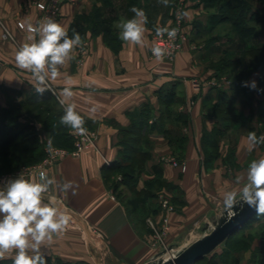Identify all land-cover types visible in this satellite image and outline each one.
<instances>
[{"label":"crops","instance_id":"obj_1","mask_svg":"<svg viewBox=\"0 0 264 264\" xmlns=\"http://www.w3.org/2000/svg\"><path fill=\"white\" fill-rule=\"evenodd\" d=\"M93 4L94 0L65 3L60 15L54 19L67 30L75 23L73 30L83 37V45L74 50L73 59L60 69V77L49 81V86L59 93L65 86V78H72L77 111L85 124L98 132V137L94 149L79 155H66L46 166L50 177L58 182L73 181L77 188L76 195L71 191L55 193L69 210L72 221L69 228L43 250L45 256L68 263L159 264L160 258L175 254L211 229L213 220L219 215L217 204L223 193L239 187L235 178L246 174L252 159L264 157V144L257 145L249 153L246 139L251 131L257 136L264 132V123L258 120L264 116L263 106L254 105V102L264 100V93L252 90L255 94L252 99L251 90H245L249 96L245 100L239 98L237 104L244 114L242 122L227 128L229 134L236 137L234 157L226 158V152L222 150L221 155L213 160L212 167L206 169L200 143L203 128L211 130L214 126L218 127L220 120L205 110V100L214 98L211 93L216 86L208 81L213 74L209 65L206 68L204 65L208 51L214 53L212 48L217 44L207 46L204 42H191L174 62L151 58L150 28L156 24L157 17H162L160 23L163 26L169 25L172 6L171 0L167 7L158 0H151L140 7L148 17L145 46L130 45L119 39L118 48H114L103 40V32L94 35L90 22L77 18L80 14H88ZM202 10V5H195L189 0L185 11L188 15L184 18L186 30L192 38H200L205 31ZM38 13L32 0H0V20L14 38L3 39L0 24V108L7 107V94L11 92H6L5 88L25 93L34 90L31 74L17 67L15 53L26 36L25 31L17 26V21L28 19L35 24L39 21ZM121 17L129 19L125 16L119 19ZM117 21L112 27L118 36ZM259 32L262 44L264 26ZM252 74L257 82L258 72ZM251 77L248 81L252 80ZM192 78H198V83L193 84ZM170 86L175 87L176 95L174 102L167 105L162 97ZM47 92L58 101L57 95ZM134 111L147 117L142 128L143 138L138 143L147 155L139 169L129 158L124 160L122 157L124 149L120 138V128L134 122ZM179 113L189 116L188 135L181 127L183 123L177 120ZM177 125H180L179 129H176ZM177 131L182 139L188 137L183 155L186 170L160 160L162 154L174 153ZM68 133L73 137L71 131ZM40 138L46 141L44 137ZM113 163L133 171L135 179L122 180L120 169L109 170ZM35 172L26 173L25 177ZM117 172L121 176H115ZM13 176L12 179L17 177ZM124 186L134 194V204L129 206L116 194ZM162 196L173 204L172 211L165 210ZM165 214L168 230L162 234L164 246L154 245L155 232H159L158 227ZM222 243L207 255L215 254L218 264H257L252 254L261 245L260 237L253 238L242 254L234 249L220 256Z\"/></svg>","mask_w":264,"mask_h":264},{"label":"clouds","instance_id":"obj_2","mask_svg":"<svg viewBox=\"0 0 264 264\" xmlns=\"http://www.w3.org/2000/svg\"><path fill=\"white\" fill-rule=\"evenodd\" d=\"M158 2L167 7L170 0ZM129 10L134 14L132 18L121 17L115 23L119 39L130 45L145 46L148 17L142 8L132 6ZM187 15L181 12L178 19ZM161 19L157 17L154 26L156 37L167 36L169 41H175L179 29L161 26ZM20 28L26 36L15 53L17 67L31 74L35 93L42 95L52 91L57 95L64 109L60 124L75 135L85 136L88 130L73 100L72 78H65V86L59 93L49 86V81L60 77V69L73 59L74 50L83 45L81 35L73 30L69 36L68 30L50 16L35 24L26 19L20 23ZM150 50L157 61H163L169 54L166 48L157 45ZM242 87L264 92L257 88L255 79L243 81ZM246 139L249 153L264 144V135L257 136L254 131L249 132ZM235 184L239 187L225 191L218 202L219 214L226 213L231 219L236 215L235 208L247 205L264 215V157L252 159L246 174L236 176ZM76 188L73 181L58 182L44 170H37L28 178L21 173L5 181L4 188H0V260L11 259L12 264H48L43 249L62 235L72 221L69 210L55 193L71 191L76 195Z\"/></svg>","mask_w":264,"mask_h":264},{"label":"rangeland","instance_id":"obj_3","mask_svg":"<svg viewBox=\"0 0 264 264\" xmlns=\"http://www.w3.org/2000/svg\"><path fill=\"white\" fill-rule=\"evenodd\" d=\"M97 1L99 4H97ZM150 1L151 0H106V1L94 0L92 9L89 11L88 14H80L82 17L80 19H83V16H87L91 14V12L94 11L93 9L94 7H98L99 11H98V15L95 18L96 20L94 22L90 21L92 33L94 35L95 34L98 35L99 33L103 32L102 30L104 26L112 27L113 23L117 21V19H119L120 16H125L129 19L132 18L134 14L130 12L129 10L130 7L136 6L140 8L143 6V3H149ZM191 1L193 2V4L202 5L203 7L201 13L204 12L205 14L204 20L206 21L203 22L204 25L202 26L203 29L205 30L203 31V36H201L200 38H192L191 36H188L182 47H180L178 50L174 52L172 59H168L165 57L163 61L174 62L177 55L184 48L191 45V42L198 44L204 42L205 44H207V46H211L210 45L211 43L217 44L214 45V47L212 48V51H214V53L208 49L209 51L205 56L204 66L206 68L207 67L206 65H209L210 72L211 74H213L208 81H210L212 85L216 86L211 93L214 96V98L210 97L205 100L206 101L205 110L209 112L207 114L216 115L214 113V108L218 104L219 95L217 94H219L218 92H220L221 90H224L225 97L234 96L235 102H234L233 112L236 113L237 115L235 119H231L229 116H227V118L224 117L223 112L221 114H217L216 116L220 118L219 124L222 127L228 124L231 125L240 124L242 122V118L244 117V114L242 110H240V108L237 106V104L239 98L244 99L245 97L249 96L248 92H245L247 87H242V82L248 81L249 78L253 75L252 73L258 72L257 88L264 89V54L262 55L252 50L253 46H258L261 43L260 41L261 39L259 37L260 36L259 31L264 26V0H244L246 1L245 3L247 9L245 10L247 18L244 24L246 26L250 25L255 27L254 33L253 35H251L252 36L251 39L250 36L242 37L237 33L239 27L232 25V22L230 21V19L232 18V14L231 12H228V6L230 4L231 5L238 3L241 4L243 0H191ZM171 5H172L170 8L171 22L169 25H167V27H169L172 24L173 16H174L173 14L175 10L178 8V6H181L183 12H185L186 8L189 5V0H171ZM212 13H215L217 17H220V21L216 24L214 23L212 24L210 21V16ZM227 17L228 19H224ZM38 20H39V15H38ZM154 26L150 28V32H149L150 41H151V45L149 47V54L151 58L156 59L152 55L150 50L152 46ZM161 26L163 25L161 24ZM248 30H251V28H249ZM81 38L83 37L81 36ZM103 40L106 43L108 41L107 38L104 37V34H103ZM218 51H220V53ZM222 63L223 64L228 63L229 65L227 67L225 66L222 67L220 65ZM0 65H1V60H0ZM253 77L254 75L251 78L253 79ZM191 81L193 82V84H197L198 78H192ZM251 95H252V99H254L255 94H253L252 90H251ZM25 97H26V93L20 91L9 92L7 94L8 108L7 107L6 108L8 112L0 116V140L3 139L7 134L9 135L11 134L10 136H13L12 135L13 130L16 128H21V133L18 136H16L15 139L23 140V144H32V145H36L37 147L34 150H32V152L28 151L25 155L24 160L20 162L11 161V159L14 158L13 151L14 150L18 151L19 149L14 145H9L7 147L6 150H8L7 152L9 153L7 154L9 155L3 156V154H0V159H5V162H3V166H0V188H3L5 186V181H7L5 179L6 175L17 174L18 172L24 173L28 168L44 163L45 160L48 158L51 149L65 148L71 150L74 148V142L76 140L75 135H73L72 137V146H66L62 144V142L58 141L57 139L55 140L50 136L52 130H56V132H63V130L65 129L58 127V124L56 125L53 124V121L60 120V117H56V119L55 117H51L50 115H47L46 117L47 112L41 111L43 112L41 113L43 116L36 118L37 111L34 110L33 112H31V110L28 108L29 105L26 104L20 106L22 105L20 103L23 104L25 103L24 102ZM255 103L256 106L258 104L260 106H263L262 112L264 115V100L262 101L258 100L254 102V105ZM48 104H50V107H52L51 110L52 109L54 111L64 110L58 101H56V104L53 101H49ZM44 120H47L46 124H44L45 122ZM258 120L263 124L264 116H261L260 118H258ZM180 121L181 123H183L181 127H183L185 134L186 135L190 134L189 116L187 115L184 120H180ZM12 126H14V129H12V131H9L8 128H11ZM177 126L179 127H176V129H179L180 125ZM85 127L88 130L87 133L93 134L94 136H96L97 139L98 132L95 129L89 128L86 124ZM214 127L217 128V126ZM204 129L205 128H203V130ZM68 131L71 130L69 128H66L65 132ZM220 131L221 133L219 137V142L216 148L211 147L208 141L204 140L203 135L201 137L200 143H201V150L203 153V163H204L203 165L204 167H206V169L212 167L213 160L221 155L222 150L226 152V158L233 159L234 157L235 142H236L235 135L229 134L228 129L227 130L224 129ZM262 135H264V132ZM176 136H177V143L176 146H173L174 153L173 154L164 153L160 156V160L164 163H167L165 162V160L161 159L162 156H166L168 158H171L172 161H175L176 165H178L182 170H186L187 164L183 158V155L185 153L188 137L184 136L183 139H181V137L178 134V131L176 132ZM40 137H44L46 141L45 142L42 141ZM95 147H91L86 151L94 149ZM81 153L83 152H80L79 154ZM116 175L121 176V173L118 174L117 172L115 173V176ZM116 194L117 196L120 197V199L125 200L126 205L129 206V204H134L133 202L134 194L129 191L128 187L125 186L121 187L120 189H118ZM165 218H167L168 220L167 214H165L162 217L161 226L158 227L159 233L161 232L162 234H164V232L168 230V221H167V229L166 228L164 229ZM75 221L77 222V220ZM209 230H207L206 232H208ZM236 234L239 237L247 238V240L250 241L248 244H245L242 247L237 248V251L240 254H242V252L249 247L253 238L260 237L261 246L256 247L253 250L252 256L255 258L257 256L264 257V218L261 221L254 223L253 226H249L239 230L238 233ZM51 263L56 264L53 259L52 261L49 260V264ZM0 264H12V260L11 259L0 260ZM200 264H207V262L203 261Z\"/></svg>","mask_w":264,"mask_h":264},{"label":"trees","instance_id":"obj_4","mask_svg":"<svg viewBox=\"0 0 264 264\" xmlns=\"http://www.w3.org/2000/svg\"><path fill=\"white\" fill-rule=\"evenodd\" d=\"M245 2L246 1L243 0L241 4H239V3L233 4V5L230 4L228 6V12H231V14H232V18L230 19V21L232 22V25L239 27L237 33L242 37L253 35L254 30H255L254 26H250V25L246 26L244 24V22L247 18V15L245 12V10H247ZM93 9H94V11L91 12V14H89L87 16H83V18L86 21L94 22L96 20L95 18L98 15L99 8L94 7ZM77 18L80 19L82 17H81V15H78ZM224 19H228V17L224 18ZM210 21L212 24L213 23L216 24L220 21V17H217V15L215 13H212L210 16ZM74 26H75V23L74 24L72 23L69 30H68L69 36L72 35V31H73ZM249 28H251V30H248ZM102 31H103L104 37H106L108 40L107 43L114 48H118V46L120 44V40H119L118 36L116 35V31H114V29L110 26H104ZM252 50L263 55L264 54V43H262L256 47H253ZM250 52H251V50H250ZM220 65L222 67L223 66L227 67L229 64L228 63H224V64L222 63ZM5 91L6 92H9V91L14 92L16 90L5 88ZM218 93H219V94H217V95H219L218 104L214 108V113L217 115V114H221L223 112L224 117L227 118V116H229L231 119H235L237 114L233 112L234 102H235L234 96L225 97L224 90H221ZM175 95H176L175 87L170 86L167 88V90L163 94L162 99H163L165 104L169 105V104L174 102ZM49 101H53L56 104V99L52 96V94L50 92L45 91L41 95V94L35 93V91L32 90V91L26 93V97L24 99L25 103L24 104L20 103V104H22L20 106H23L25 104L29 105L28 108L31 110V112H33L34 110L37 111L36 118L43 116L41 114L43 112H47L46 117H47V115H50L51 117H55V119H56V117H61L63 115L64 110H60V111H54L53 109L51 110L52 107H50V104H48ZM51 106H52V104H51ZM41 111H43V112H41ZM51 111H53V112H51ZM7 112H8L7 108H0V116H2L3 114H5ZM134 114L136 116L134 122L132 121V123L128 127L120 128V135H121L120 138H121V142H122L123 149H124L122 157L124 158V160H125V158H129L131 160V163H133V166L136 167L137 169H139L143 165V163L146 159V155H147L146 152L143 151L142 149H140V147L138 146V143L143 138L142 128L144 127V124L147 122L146 121L147 117L144 113L139 112V111H134ZM186 116L187 115L184 113H179V114H177V120H184L186 118ZM216 117L220 120V118L218 116H216ZM44 119H45V117H44ZM44 121H45L44 124H46L47 120H44ZM53 124L54 125L58 124V127L63 128V129L65 128V129L63 130V132H56V130H52L50 133V136L53 139H55V140L57 139L58 141L62 142V144L66 145V146H72V137L68 132H65L67 127L61 125L60 120H54ZM230 125L231 124L224 125L223 127L218 126L217 127L218 129L216 127L212 128L211 130L204 129L203 130L204 140L208 141V143L211 147L216 148L218 145V142H219V137H220V133H221L220 130H224ZM8 129H9V131H12V129H14V126H12L11 128H8ZM20 133H21V128H16L13 130V134H12L13 136H10L11 134L10 135L7 134V135H5V137L3 139L0 140V154H3V156H5V155H7V153H9V152H7L8 150H6L9 145H14L15 147L19 148L18 151H16V150L13 151V157L14 158L11 159V161H13V162L23 161L26 153L28 151L32 152V150H34L37 147L36 145H32V144H23V140H16L15 137L18 136ZM0 160H1L0 166H3V162H5V159H0ZM118 169H120V171L122 172V177H123L122 180L126 179V181L127 180L133 181V179H135V175H134L133 171H128V170H125L124 168L123 169L119 168L117 163H113L112 166L109 167V170H112V171H119ZM108 177H109V175H108ZM263 218H264V215H259V214L254 215L252 218L247 220L240 228H238L234 232L235 234L232 233L228 238H226L222 243L223 251L220 253V256L223 255L224 252H227L229 250H234V249L242 247L245 244H248L250 241L247 240V238H244V237L241 238L236 233H238V231L241 229H244V228L249 227V226H253V224L255 222H259ZM220 256H219V258H220ZM46 258L48 260V264H49V260L52 261V259L54 260V262L56 264H88L85 262L68 263V262H64L58 258H51L49 256H46ZM252 258L257 264H264V257L257 256L255 258L252 256ZM203 261H206L207 264H218V259H217L215 254H212L210 257H208L206 255L202 259L196 261L194 264H200ZM51 264H53V263H51Z\"/></svg>","mask_w":264,"mask_h":264},{"label":"built area","instance_id":"obj_5","mask_svg":"<svg viewBox=\"0 0 264 264\" xmlns=\"http://www.w3.org/2000/svg\"><path fill=\"white\" fill-rule=\"evenodd\" d=\"M77 0H32L33 5L35 6V8L38 10L39 12V21L42 20L44 17L46 16H50L53 19H56L60 13H61V8L63 6V4L65 3H72L75 4ZM181 4V3H180ZM183 12L182 7L178 6V8L175 10L174 12V16H173V22L172 24L169 26L170 28H178L179 32L178 35L175 39V41H169L167 36H165L163 39H160L158 37H156L155 35V31L153 34V38H152V46L153 45H157V46H161L164 47L168 50L169 54L166 55L165 57L168 59H172V56L174 54V52L176 50H178L180 47H182V45L184 44V42L186 41L187 37L189 36V31L186 30V22L183 19H178V14ZM22 21L18 20L17 21V26L20 27V23ZM0 24L3 27V32H2V37L4 39H10V40H14L12 34L10 33V31L2 24L1 20H0ZM161 24V23H160ZM151 46V47H152ZM152 53V52H151ZM214 84V83H213ZM72 135H75L72 133ZM75 142H74V148L71 150L65 149V148H56V149H51V151L49 152V156L48 158L45 160L44 163L39 164L37 166L28 168L23 174L25 175L26 173H30L32 171H36L37 170H44L47 172L46 166L54 163L58 160H60L61 158H63L66 155H78L80 152H84L86 150H88L91 147H95L96 145V136H94L91 133H87L85 136H79V135H75ZM166 156H162V160H165V162L170 163V164H174L176 165L175 161H172L171 158H168ZM104 161L109 164V161L104 158ZM22 172H18L17 174H13V175H19ZM13 175H6L5 179L9 180L11 179V177ZM161 203L164 206L165 210L167 212L172 211L173 210V205L169 202V200L167 198H164L163 196L161 197ZM148 223L153 227V223L150 220V218L147 219ZM167 218L164 219V229H167ZM156 234V241L154 242V245H160L164 243V240L162 238V233L158 232L156 230L155 232ZM164 246V245H163Z\"/></svg>","mask_w":264,"mask_h":264},{"label":"water","instance_id":"obj_6","mask_svg":"<svg viewBox=\"0 0 264 264\" xmlns=\"http://www.w3.org/2000/svg\"><path fill=\"white\" fill-rule=\"evenodd\" d=\"M236 215L231 219L227 214L218 215L212 222V227L201 237L195 239L175 254L160 258L159 264H194L210 254L226 238L240 228L247 220L256 215V211L247 205L234 209Z\"/></svg>","mask_w":264,"mask_h":264}]
</instances>
